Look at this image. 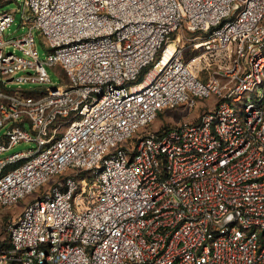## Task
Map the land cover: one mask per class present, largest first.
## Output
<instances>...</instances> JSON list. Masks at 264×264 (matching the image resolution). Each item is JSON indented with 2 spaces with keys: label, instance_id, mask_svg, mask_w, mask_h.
Returning <instances> with one entry per match:
<instances>
[{
  "label": "built area",
  "instance_id": "2783aa9c",
  "mask_svg": "<svg viewBox=\"0 0 264 264\" xmlns=\"http://www.w3.org/2000/svg\"><path fill=\"white\" fill-rule=\"evenodd\" d=\"M20 9L17 38L0 13V154L37 147L0 159V210L35 197L0 264H264V0ZM183 33L198 35L186 47ZM55 65L65 78L49 86Z\"/></svg>",
  "mask_w": 264,
  "mask_h": 264
},
{
  "label": "rangeland",
  "instance_id": "374dc122",
  "mask_svg": "<svg viewBox=\"0 0 264 264\" xmlns=\"http://www.w3.org/2000/svg\"><path fill=\"white\" fill-rule=\"evenodd\" d=\"M23 0H0V2H3L0 5V13L5 11L15 12V19L10 25V27L6 30V35H8L10 38H17L19 36H22L26 34L29 31L28 25H23V19H22V10L20 9V4ZM35 38L37 41V50L39 53V57L42 60L47 59V56L50 53V49L45 43V38L41 35L40 32L37 30L34 31ZM198 35L197 33H183L181 34V44L186 45L188 47V38H192L194 36ZM175 40V39H174ZM13 48H9V51H12ZM188 49V48H187ZM16 53L18 55H24L21 50H16ZM186 58H189V53L186 51ZM48 73L51 77L52 82L49 84V86H54L58 84L63 83V79L65 78L63 76V69L61 65H55L53 67L48 66ZM18 74H25V71H20ZM201 77L203 79H207L208 76L206 74L201 73ZM143 76L137 81L138 83L141 82V79ZM1 82V80H0ZM10 87H18L16 83H9ZM25 89H33L36 87H39V85L35 84H25L22 86ZM215 102L214 98L204 100L200 99L198 101V106L193 110V113H189L187 111V108H184L183 106L180 107V111H175L173 114L174 116L171 118H167L164 114H161L159 118L155 121V123L152 125L155 129L159 128L165 121H169L170 123L179 122L180 120H184L185 118H191L192 115H198L202 109H204L206 106L211 107L213 103ZM166 123V122H165ZM28 128H30V124L27 125ZM6 129H3L0 131V135L4 134ZM37 144L35 142H26L23 141L19 144H17L15 147L10 149L9 151H6L4 153L0 154V159L5 158L9 154H12L14 152L18 151H25L31 148H36ZM35 194H32L28 196L27 198H24L18 203L17 205L7 208V209H1L0 210V245L4 243L8 239V226L10 224V221L14 216H17L22 212L24 209L25 204L32 200L35 196ZM1 248V246H0Z\"/></svg>",
  "mask_w": 264,
  "mask_h": 264
},
{
  "label": "trees",
  "instance_id": "16d2710c",
  "mask_svg": "<svg viewBox=\"0 0 264 264\" xmlns=\"http://www.w3.org/2000/svg\"><path fill=\"white\" fill-rule=\"evenodd\" d=\"M40 88H43V87H36V88H33V89H25L24 88V92L28 95V94H36V92L40 89ZM10 245V240H9V233H8V239L2 243L0 246L1 248L3 247H8Z\"/></svg>",
  "mask_w": 264,
  "mask_h": 264
},
{
  "label": "bare ground",
  "instance_id": "6f19581e",
  "mask_svg": "<svg viewBox=\"0 0 264 264\" xmlns=\"http://www.w3.org/2000/svg\"><path fill=\"white\" fill-rule=\"evenodd\" d=\"M173 48H174V45L172 44L171 49H173Z\"/></svg>",
  "mask_w": 264,
  "mask_h": 264
}]
</instances>
